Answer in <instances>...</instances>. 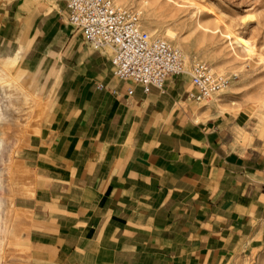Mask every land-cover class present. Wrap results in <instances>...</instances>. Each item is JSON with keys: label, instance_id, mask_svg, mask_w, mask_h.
Listing matches in <instances>:
<instances>
[{"label": "crops", "instance_id": "0c3cea01", "mask_svg": "<svg viewBox=\"0 0 264 264\" xmlns=\"http://www.w3.org/2000/svg\"><path fill=\"white\" fill-rule=\"evenodd\" d=\"M112 55L64 0H0L4 125L28 114L4 130L0 264H234L264 251L250 113L185 101L186 74L145 93L113 75ZM17 67L45 103L28 128Z\"/></svg>", "mask_w": 264, "mask_h": 264}, {"label": "rangeland", "instance_id": "374dc122", "mask_svg": "<svg viewBox=\"0 0 264 264\" xmlns=\"http://www.w3.org/2000/svg\"><path fill=\"white\" fill-rule=\"evenodd\" d=\"M114 2L140 10L143 30L154 37L165 39L182 50L187 68L194 61H201L211 66L214 72L225 75L229 80L228 86L220 92L222 95L211 98H226L222 108H218L219 111L247 110L252 118V133L264 142V0L126 2L114 0ZM166 31L168 33L170 31L175 38L165 37ZM233 35L247 41L253 47V51L251 50L253 54L248 52L246 47L238 46ZM13 73L29 97L35 112L28 123L21 126L28 128L30 123L43 116L45 103L35 91L31 78L23 70L17 67ZM232 87L235 88L231 91ZM207 104H210L209 99L200 103L201 106ZM27 115L23 110L16 113L15 122L10 120L12 122L3 127L6 135L16 134L20 128L17 126L24 124L19 118H26ZM3 156L2 152L0 160L2 176L7 165ZM0 196L7 198L2 192ZM234 264H264V251L251 258L238 260Z\"/></svg>", "mask_w": 264, "mask_h": 264}, {"label": "built area", "instance_id": "2783aa9c", "mask_svg": "<svg viewBox=\"0 0 264 264\" xmlns=\"http://www.w3.org/2000/svg\"><path fill=\"white\" fill-rule=\"evenodd\" d=\"M64 3L68 21L95 50H112L113 75L141 86L145 93L152 88L163 90L169 78L188 74L195 92H189L185 101L200 104L229 84L225 75L214 72L207 63L194 61L187 68L182 50L143 30L138 9L118 5L114 0ZM128 94L132 95L133 90Z\"/></svg>", "mask_w": 264, "mask_h": 264}, {"label": "bare ground", "instance_id": "6f19581e", "mask_svg": "<svg viewBox=\"0 0 264 264\" xmlns=\"http://www.w3.org/2000/svg\"><path fill=\"white\" fill-rule=\"evenodd\" d=\"M117 1L126 2V1H130V0H117ZM144 5H145V3H144ZM147 29H148V31H150L149 28H147ZM166 33L167 34L165 35V37L170 38V39H174L175 38L174 35L172 33H170V31H169V33L166 31ZM232 37H234V35ZM234 41L238 44V46L242 45V46L246 47L248 52H252L253 51V49H252L253 47H251L249 45V43L247 41H245L243 38L234 37ZM252 54H253V52H252ZM234 88L235 87H232V88H230V90L232 91ZM216 95L218 97L219 95H222V94H220V92H219V93H217V94H215L213 96H216ZM209 100H210V103L213 104L218 109V108H222V106L225 104L224 102L226 101V98L225 97L224 98L223 97L222 98L213 97V98H210ZM3 125H4V116H3V114H2V112L0 110V160L2 158V152H3V149H4V129H3ZM3 187H4V184H3L2 172L0 171V192L2 191ZM5 204H6L5 200H3V198L0 196V218H1V212L3 211V209H5V206H6ZM0 255H1V239H0ZM0 260H1V257H0Z\"/></svg>", "mask_w": 264, "mask_h": 264}]
</instances>
